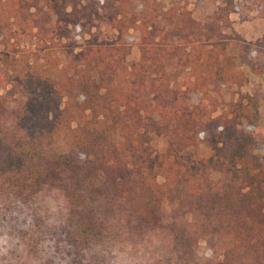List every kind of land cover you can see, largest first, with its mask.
I'll list each match as a JSON object with an SVG mask.
<instances>
[{
    "label": "trees",
    "instance_id": "trees-1",
    "mask_svg": "<svg viewBox=\"0 0 264 264\" xmlns=\"http://www.w3.org/2000/svg\"><path fill=\"white\" fill-rule=\"evenodd\" d=\"M235 10L0 0V264H264V127L221 94L264 73V35L214 24Z\"/></svg>",
    "mask_w": 264,
    "mask_h": 264
},
{
    "label": "rangeland",
    "instance_id": "rangeland-1",
    "mask_svg": "<svg viewBox=\"0 0 264 264\" xmlns=\"http://www.w3.org/2000/svg\"><path fill=\"white\" fill-rule=\"evenodd\" d=\"M163 8L174 7L176 9H187L191 17L199 22L210 19L212 12L216 9L218 0H157ZM236 10L228 14V26L220 25L221 20L215 19L213 22L224 33H236L242 38L254 41L264 35V0H234ZM87 37L86 29L78 24H71L68 30V40L78 48ZM51 52L59 51L60 46H51ZM137 57V48L131 42L130 60L134 61ZM248 75L247 82L238 89L227 87L221 89L223 100L235 99L240 93L248 95L251 99L250 107L254 109L256 123L260 128L264 127V73L256 74L243 67ZM233 90V93H232ZM245 101V100H244ZM222 106L219 105L212 115L220 113ZM264 153V145L261 147ZM59 194L52 189H43L36 196V205L41 214L47 211H56L59 204ZM4 242L0 238V254L4 250ZM207 255L205 241H200L196 258L201 261ZM191 264V263H190Z\"/></svg>",
    "mask_w": 264,
    "mask_h": 264
}]
</instances>
